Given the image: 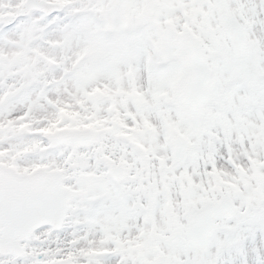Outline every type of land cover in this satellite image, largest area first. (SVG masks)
<instances>
[{"label": "snow or ice", "instance_id": "snow-or-ice-1", "mask_svg": "<svg viewBox=\"0 0 264 264\" xmlns=\"http://www.w3.org/2000/svg\"><path fill=\"white\" fill-rule=\"evenodd\" d=\"M0 264H264V0H0Z\"/></svg>", "mask_w": 264, "mask_h": 264}]
</instances>
